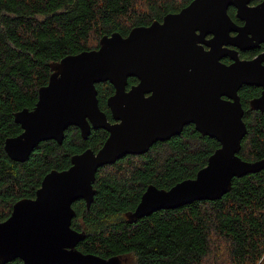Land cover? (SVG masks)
Returning <instances> with one entry per match:
<instances>
[{"label": "water", "instance_id": "95a60500", "mask_svg": "<svg viewBox=\"0 0 264 264\" xmlns=\"http://www.w3.org/2000/svg\"><path fill=\"white\" fill-rule=\"evenodd\" d=\"M248 5L249 0H192L161 22L134 27L126 37L103 36L97 49L50 64L48 83L38 89L33 109L14 114L21 133L5 140L6 155L25 162L41 142L62 144L70 126L79 129L83 140L90 126L106 129L109 136L96 153L86 149L70 158L69 168L47 173L34 198L15 202L9 217L0 222V264L16 259L22 264H123L118 256L101 258L76 248L85 233L71 228L76 215L72 205L81 199L90 207L99 168L126 155L144 154L189 124L219 147L193 179L168 190L149 185L126 214L129 221L196 201L218 200L230 191L233 179L264 169V159L246 162L237 156L247 128L236 93L242 83H253L256 77L250 74L264 73V67L257 61L219 63L224 54L236 55L224 48L228 44L243 49L249 42H264V1ZM230 6L245 21L240 29L227 15ZM231 31L237 35L229 37ZM207 35L212 38L205 42ZM201 44L208 45V51ZM130 77L138 83L126 91ZM105 82L115 89L107 100L114 125L107 123L98 106L96 85ZM250 107L264 111V91Z\"/></svg>", "mask_w": 264, "mask_h": 264}, {"label": "trees", "instance_id": "16d2710c", "mask_svg": "<svg viewBox=\"0 0 264 264\" xmlns=\"http://www.w3.org/2000/svg\"><path fill=\"white\" fill-rule=\"evenodd\" d=\"M191 1L0 0V222L15 202L34 198L47 173L69 168L73 155L96 150L105 136L92 131L83 140L77 128L69 127L62 144L41 142L25 162L6 155L5 140L21 133L14 114L33 109L38 89L48 83L50 64L97 49L103 36L126 37L132 28L161 21ZM96 89L105 108L112 86L105 82ZM253 94V88L241 91L244 106ZM245 121L247 133L237 155L264 159V112L246 111ZM218 147L215 139L187 125L144 154L99 168L90 207L83 201L72 206L71 228L85 233L76 248L101 258L118 256L123 264H264V169L233 179L218 200L160 210L133 222L126 217L149 185L168 190L193 179Z\"/></svg>", "mask_w": 264, "mask_h": 264}, {"label": "flooded vegetation", "instance_id": "af4514ba", "mask_svg": "<svg viewBox=\"0 0 264 264\" xmlns=\"http://www.w3.org/2000/svg\"><path fill=\"white\" fill-rule=\"evenodd\" d=\"M264 0H249V7H256L257 5H259L260 3H262ZM227 15L229 17V19L231 20V22L237 27V28H242L244 25H245V21L244 20H241L237 17V13H236V9L232 6L228 7L227 8ZM162 21V20H161ZM159 21V22H161ZM237 35V32H234V31H231L229 32V37H235ZM249 37H251V34L248 35ZM212 38L211 35H207L205 38H204V41L205 42H208L210 39ZM256 42H249L250 46L247 44V47L246 48H243V49H240V47H236V46H233V45H226L224 46V48L228 49L229 51H235L236 52V55L234 58H231L229 55H223V57H220L219 59V63L221 65H224V66H229L231 64H234L236 62H251V61H257L259 63V67H264V42H259L257 44H255ZM201 46H203V48L208 51V45H204V44H201ZM249 73H252L251 71H249ZM264 76V73H261L259 72L257 75H254V74H250V77H256V78H261ZM252 79V84H246V83H242L239 88L237 89V97H238V100H239V103L241 105V108L243 109V116H242V120L244 122V124L246 125V121H245V112L246 111H253V112H260L258 110H254L250 107V101L253 100V99H257L261 96L262 92L264 91V80L262 79ZM134 81V82H132ZM108 83V82H107ZM138 83V79L134 78V77H130L128 80H127V86H126V91H129L130 88L132 86H135L136 84ZM100 84V83H99ZM111 85V84H110ZM112 86V85H111ZM244 88H253L255 90V94H253L252 96H250L249 98H247V103H246V106H244L243 104V99L241 98V91L244 89ZM112 93L109 94L107 97H105L104 99V104H105V108H103L98 100V93H97V101H98V106H99V109L102 113L105 114V117H106V121L109 125H114V124H117V121H115L112 117V113H111V110L109 108V106L107 105V100L110 96H112L114 94V87L112 86ZM146 96V95H145ZM221 99L223 101H228L230 100L229 97H225V96H221ZM247 109H246V108ZM264 112V111H263ZM263 112H260V113H263ZM91 125V124H90ZM192 125L194 127L193 124H189V126ZM70 127H74V126H70ZM69 128V127H68ZM67 128V129H68ZM77 128V127H75ZM246 128H247V125H246ZM66 129V130H67ZM78 129V128H77ZM195 129V127H194ZM79 131V129H78ZM92 131H103L105 133V136L103 138V140L101 141V145L96 149H92V148H87V149H90L92 150L93 152H97L101 147L102 145L104 144V142L106 141V139L108 138L109 136V132L106 130V129H103L101 127L99 128H93L92 126H90V132H89V135L87 137V139L90 137L91 135V132ZM80 134V132H79ZM174 137V136H172ZM171 137V138H172ZM245 137V136H244ZM243 137V138H244ZM170 138V139H171ZM86 139V140H87ZM167 141V140H166ZM157 142H162V141H157ZM155 142V143H157ZM242 142V141H241ZM154 143V144H155ZM153 144V145H154ZM241 149V147H240ZM240 151V150H239ZM238 151V153H239ZM237 153V154H238ZM133 156H138V155H133ZM238 156V155H237ZM239 157V156H238ZM240 158V157H239ZM241 159V158H240ZM263 159V158H262ZM243 160V159H242ZM260 160V159H259ZM243 161H246V160H243ZM254 161H257V160H254ZM254 161H246V162H254ZM77 201H83V200H77ZM76 201V202H77ZM74 202V203H76ZM73 203V204H74ZM84 203V201H83ZM85 204V203H84ZM73 206V205H72Z\"/></svg>", "mask_w": 264, "mask_h": 264}, {"label": "bare ground", "instance_id": "6f19581e", "mask_svg": "<svg viewBox=\"0 0 264 264\" xmlns=\"http://www.w3.org/2000/svg\"><path fill=\"white\" fill-rule=\"evenodd\" d=\"M95 153V152H94Z\"/></svg>", "mask_w": 264, "mask_h": 264}]
</instances>
